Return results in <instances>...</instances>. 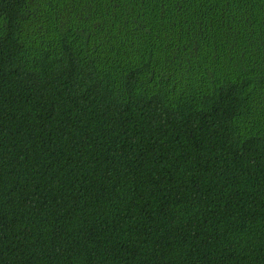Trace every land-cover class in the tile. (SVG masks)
<instances>
[{
    "label": "trees",
    "instance_id": "16d2710c",
    "mask_svg": "<svg viewBox=\"0 0 264 264\" xmlns=\"http://www.w3.org/2000/svg\"><path fill=\"white\" fill-rule=\"evenodd\" d=\"M0 264H264V0H0Z\"/></svg>",
    "mask_w": 264,
    "mask_h": 264
}]
</instances>
